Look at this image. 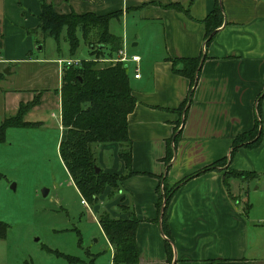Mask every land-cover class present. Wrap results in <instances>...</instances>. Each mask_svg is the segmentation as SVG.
I'll use <instances>...</instances> for the list:
<instances>
[{
    "label": "crops",
    "instance_id": "crops-1",
    "mask_svg": "<svg viewBox=\"0 0 264 264\" xmlns=\"http://www.w3.org/2000/svg\"><path fill=\"white\" fill-rule=\"evenodd\" d=\"M217 1L223 24L205 48L202 21ZM43 2L61 15L121 12L109 22V32L121 38L128 56L140 58L138 64L129 63L133 72H128L136 100L127 117L134 174L120 182L118 191L119 204L127 210L109 212L113 218L127 219L131 213L139 220L137 264H264V0H0V124L15 117L21 105L38 99L23 116L30 126L7 128L0 145L11 129L42 128L53 120L58 146L63 136L60 90L65 67L60 61L79 57L81 49L70 57L67 43L61 41L58 52L52 39H43L37 30ZM129 22L140 31L131 45L140 48L131 54L126 48ZM200 56L197 85L183 116L180 109L190 84L173 73L170 59ZM136 68L138 79L133 77ZM260 95L259 146L240 148L224 167L200 173L229 156L237 135L253 129ZM177 132L167 169V147L173 146ZM98 148V160L104 162L100 169L124 176L119 146ZM109 150L111 161H105ZM224 168L259 177L248 182L231 177L225 187ZM183 180L167 205V237L159 196L164 182L170 189ZM104 238L112 264L114 251Z\"/></svg>",
    "mask_w": 264,
    "mask_h": 264
},
{
    "label": "trees",
    "instance_id": "trees-1",
    "mask_svg": "<svg viewBox=\"0 0 264 264\" xmlns=\"http://www.w3.org/2000/svg\"><path fill=\"white\" fill-rule=\"evenodd\" d=\"M168 8L183 12L181 6L169 4ZM122 16L121 12L105 16L92 13L66 15L58 14L50 4L42 3L38 16L40 35L52 39L60 51V42L68 45L69 56L73 57L84 45L88 49L89 59L82 60L79 68H65L60 90L61 126L63 136L58 146L60 159L71 178L75 188L82 198L91 206L107 188H116L117 181L132 176L130 171V140L128 137L127 117L135 108L136 100L132 95L128 66L120 62L99 64V59H114L122 49V40L109 32V22ZM205 28V48L216 31L223 24V9L217 1L213 11L202 21ZM202 56L198 58L170 59L174 74L188 79L189 94L180 109L185 116V106L190 102L194 88L197 85ZM257 100L255 124L251 131L237 135L232 144L229 156L205 168L202 172L217 168L221 163L231 162L240 148L254 149L259 146L262 137L261 119L259 118V103ZM38 104V99L21 105L15 117L5 119L0 124V143L4 141L7 128L27 127L23 122L25 113ZM184 121V118H183ZM180 137L175 133L167 147L166 166L169 168L173 150ZM116 144L119 146V157L123 161L126 174L117 176L100 170L98 167L96 149L100 145ZM223 164V165H224ZM199 174V173H198ZM235 177L248 182L258 179L259 175L251 172L224 171L223 183L228 186V179ZM190 178V177H189ZM187 178V179H189ZM185 179V180H187ZM167 189L163 183V191L159 196L158 212L161 218L163 233L168 237L166 209L171 196L184 181ZM165 205L162 210V203ZM162 211V212H161ZM98 224L107 241L113 248L112 264H137L139 252L135 243V232L139 220L135 215L127 219L113 218L108 212H101ZM5 225L0 223V239L4 238ZM170 252L169 245H167Z\"/></svg>",
    "mask_w": 264,
    "mask_h": 264
},
{
    "label": "rangeland",
    "instance_id": "rangeland-1",
    "mask_svg": "<svg viewBox=\"0 0 264 264\" xmlns=\"http://www.w3.org/2000/svg\"><path fill=\"white\" fill-rule=\"evenodd\" d=\"M128 32L126 48L131 54L140 48L131 47L140 31L130 23ZM80 49L77 58L88 60V49L84 45ZM101 60L99 64H107ZM128 69L133 72V66L128 64ZM58 137L53 120L42 128L11 129L0 145V223L5 225L0 264H110L98 216L115 207L127 210L119 204L120 182L87 209L81 204L84 198L70 184L59 156ZM104 154L103 159L111 161V150ZM99 155L97 148V164L102 169Z\"/></svg>",
    "mask_w": 264,
    "mask_h": 264
},
{
    "label": "built area",
    "instance_id": "built-area-1",
    "mask_svg": "<svg viewBox=\"0 0 264 264\" xmlns=\"http://www.w3.org/2000/svg\"><path fill=\"white\" fill-rule=\"evenodd\" d=\"M101 61L105 62V63L120 62V63L128 66V64L130 62L138 64L139 61H140V58L137 55L128 56L126 51L124 50V48H122L121 50H119L117 52V54H116L114 59H106V60L104 59V60H101ZM60 62L63 64V66L65 68H69V67L79 68V67H81V64H82V60H80V59H78L76 57L65 59V60H62ZM133 77H134V79H138L139 78V73H138V69L137 68L135 70V75ZM81 204L84 205L87 209H90L89 204L85 200H82ZM100 205H102V203Z\"/></svg>",
    "mask_w": 264,
    "mask_h": 264
},
{
    "label": "water",
    "instance_id": "water-1",
    "mask_svg": "<svg viewBox=\"0 0 264 264\" xmlns=\"http://www.w3.org/2000/svg\"><path fill=\"white\" fill-rule=\"evenodd\" d=\"M100 170H101V169H100L99 167H95V172H96V173H99ZM47 193H48V191H46V190L43 191V195H44V196H46ZM164 205H165V200H163V203H162V210H163ZM161 212H162V211H161Z\"/></svg>",
    "mask_w": 264,
    "mask_h": 264
}]
</instances>
